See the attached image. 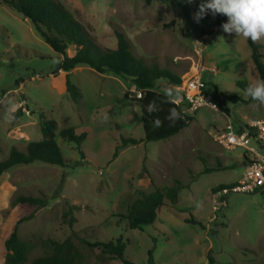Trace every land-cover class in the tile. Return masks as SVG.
Here are the masks:
<instances>
[{
    "label": "rangeland",
    "instance_id": "1",
    "mask_svg": "<svg viewBox=\"0 0 264 264\" xmlns=\"http://www.w3.org/2000/svg\"><path fill=\"white\" fill-rule=\"evenodd\" d=\"M58 1L102 47L116 48L119 30L136 57L155 59L182 80L202 70L210 93L226 97L224 104L213 99L216 108L201 107L189 126L167 139L121 147L124 139L144 137L135 85L88 65L56 72L63 56L0 0V160L12 147L24 151L42 139L41 113L57 122L56 141L66 160V166L19 164L1 175L0 264L15 228L28 247L25 264L52 254L55 243L69 237L81 253L77 264H123L95 245L121 236L128 241L126 258L137 264H264V192L229 190L217 205L213 192L237 183L245 168V149H228L216 133L229 119L237 125L264 119V105L245 102L238 84L262 81L248 40L216 27L210 10L196 22L207 0ZM256 42L264 47V37ZM67 53L74 56L76 47ZM67 75L81 92L77 102L67 91ZM157 88L179 92L166 79ZM70 127L87 138L81 144L63 138L61 130ZM177 179V203L166 200L153 224L130 229L125 216L131 205ZM20 195L45 198L47 206L16 205ZM191 217L198 223L186 221Z\"/></svg>",
    "mask_w": 264,
    "mask_h": 264
},
{
    "label": "trees",
    "instance_id": "2",
    "mask_svg": "<svg viewBox=\"0 0 264 264\" xmlns=\"http://www.w3.org/2000/svg\"><path fill=\"white\" fill-rule=\"evenodd\" d=\"M4 3L29 19L36 27L38 33L45 41L63 58L58 62L56 72L61 70L69 72L78 65H88L100 73H112L123 79H129L130 82L142 93V123L144 128V137L141 140L127 138L123 140L121 147L129 143L135 145L140 142L159 141L167 139L182 129L186 128L193 121V117L187 115L172 97L173 102L167 103L165 92L157 88V81L166 79L173 86H179L182 83L181 76L173 71L162 68L157 60L147 61L144 58L136 57L132 52V46L126 35L116 30L118 39L116 48L102 47L97 41L89 35L84 25L77 20L70 10L58 0H4ZM215 26L220 28L228 19L226 15L215 14ZM248 44L252 51V60L255 70L264 81V47L263 45L252 42ZM70 46L76 47V54L69 56L67 51ZM239 86L245 91L249 85L245 82H239ZM67 91L71 98L77 102L81 97L79 88L73 84L69 75L66 76ZM225 98L220 91L216 90L213 99L224 104ZM231 100L237 101L239 97L231 96ZM156 101L159 105V111L149 114L146 111L148 104ZM245 102L253 101L247 96ZM177 108L182 114V118L174 123L165 119L170 108ZM159 118L162 123L159 127L154 125V120ZM57 122L54 119L47 118L41 113V131L42 139L30 142L26 150H20L12 147L7 157L0 160L1 175L19 164H31L36 161L66 166V160L63 151L56 141ZM61 136L70 141L81 144L86 138L87 133L77 134L75 129L65 128L61 130ZM120 148V147H119ZM231 185H219L213 188L216 192L224 188H232ZM182 183L176 180L175 184L168 187L165 191L156 188L153 192L136 200L129 208L125 221L130 229H140L155 222L157 218V209L168 200L172 205L178 201ZM16 205H29L36 208L46 207L47 200L42 197L20 195L14 201ZM74 208V207H73ZM187 222L198 223L194 218H187ZM128 241L121 236L108 242L97 241L95 245L101 251L112 259H117L123 264H137L126 258L125 250ZM28 247L20 239L15 228L5 241V248L2 251L4 264H25L28 261ZM81 258V253L72 237L63 242H56L53 252L50 255L36 258L31 264H77ZM210 262L213 259L209 257ZM152 261V258L151 260Z\"/></svg>",
    "mask_w": 264,
    "mask_h": 264
},
{
    "label": "built area",
    "instance_id": "3",
    "mask_svg": "<svg viewBox=\"0 0 264 264\" xmlns=\"http://www.w3.org/2000/svg\"><path fill=\"white\" fill-rule=\"evenodd\" d=\"M202 69H205V66ZM201 71L187 75L182 83L176 86L179 92L174 95V100L182 105L183 111L190 116L203 106L216 108L212 103L213 95L201 77ZM211 71L215 72L216 69L211 68ZM136 96L141 98L142 93L139 91ZM216 137L228 149H245V168L242 178L234 183L232 188L214 192L215 205L221 204L229 190L250 194L264 192V119L254 120L246 125H237L229 119L225 128L216 133Z\"/></svg>",
    "mask_w": 264,
    "mask_h": 264
},
{
    "label": "clouds",
    "instance_id": "4",
    "mask_svg": "<svg viewBox=\"0 0 264 264\" xmlns=\"http://www.w3.org/2000/svg\"><path fill=\"white\" fill-rule=\"evenodd\" d=\"M209 10L214 15L219 13L227 16L228 19L222 24V28L229 34L243 36L252 42L264 37V0H207L206 3L200 5L199 10L195 13V21L199 22ZM245 93L253 101L264 105V81L250 83L246 87ZM165 96L167 98L165 102H173L174 92L171 88L165 89ZM159 110L156 101L150 102L146 108L149 114ZM180 118H182V114L175 107L170 108L165 117L173 123ZM161 123L162 121L158 117L154 120L156 127H159Z\"/></svg>",
    "mask_w": 264,
    "mask_h": 264
}]
</instances>
